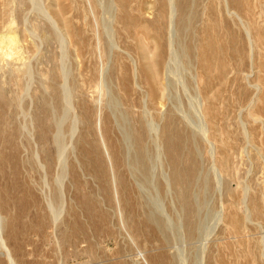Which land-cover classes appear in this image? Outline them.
<instances>
[{
  "label": "rangeland",
  "instance_id": "obj_1",
  "mask_svg": "<svg viewBox=\"0 0 264 264\" xmlns=\"http://www.w3.org/2000/svg\"><path fill=\"white\" fill-rule=\"evenodd\" d=\"M55 1L56 0H0V7L2 3V7L0 8V35H2L1 38L5 41L6 39H8L5 35H7L8 32H13V39L18 42L17 44L19 45L22 54V59L9 64L10 67L8 66L6 68L4 67L0 69V88L3 92L1 95L2 97H0V136H2V138L0 137V148L3 149L6 153H11L15 144H18L19 148L18 155L16 157V163H18L17 167L19 171L18 174L14 171H11L12 167L10 162H7L5 166L6 172H4V174L5 177H7L6 182L8 183V185L13 186V189L11 190L13 193L14 201L8 207L10 208L9 212H7L8 210H5L0 206V258L3 259L4 264H106L111 261L118 264L122 262H124L125 264H146L144 260L140 258L139 254L142 253L145 259L151 264L150 256L160 251L156 250L158 246V239L156 237H151V235H149L148 231L146 230L144 233V237L146 238L145 241H143V238L141 239V237L136 238L129 230V228H127L128 226L122 224V222L119 221L120 216L117 211V203L114 199L112 191L113 183L110 179L112 168L110 167V160L106 156V153H108L109 151L108 145H106L108 151H106V147H104L102 144L99 145L101 147V157L94 158L89 154H86V152L83 153V156L85 158L83 157L82 159L81 157V149L80 147L78 148L76 144V140L83 131V126H80L81 122L78 123L79 119L77 121V115H79L80 111L78 102L79 99L81 100L82 98L81 102H83L84 105L89 108L90 124H93V129L90 130L93 135L86 136L85 140L87 141L88 139H93L100 144V142L102 143L101 139H105L106 142V122H104L103 119L105 115L109 116L110 123L108 125L110 126V134L112 135L113 133L112 136H114L115 139L118 137L117 139H119L123 145L125 155L134 150L130 133L126 132L129 131V126L131 125L130 121H134L135 119L137 120L140 117L142 118L143 116V123L146 125V128H148L149 126L148 129H150H147L148 140L146 139L145 143L148 150L151 152V155L149 157L150 161L148 160V163L149 168L153 171L154 174L152 179L153 182H150V186L146 185L145 183L142 184V180L140 178L137 179L135 174L134 178H132L131 176V180H133L132 182L133 184L135 183V186L139 183V186L137 185L136 187L139 188L138 190L139 193L141 192L140 194L143 193L142 195L144 201L147 202V205H151L148 206L152 211L162 214L165 220L167 217H169L166 220V227L168 231L171 227V231L169 232L171 234L173 232H176L177 230H179L177 226L179 221L178 219L176 220V218H173L176 213L174 211V209L176 210V206L174 205V193L171 189L172 187L170 186V181L168 179L170 175V167L169 165H167V161L163 153L164 146L159 139V133L165 132L164 122L167 119V115L170 111L174 113V116L177 119L176 121H178L179 124L188 125L189 123H191L188 126L192 130L199 131L201 126L204 125L203 120H205V118L203 117V113H201L203 108L202 106H204L203 104L205 103L203 98L204 94H202L199 90V79L196 78V68L194 67V61L191 60L193 59V57H190L187 54L184 55L181 48L183 45H185L184 42L193 44L194 41H189V36H186L185 38L184 34H180L177 31L176 27H174L176 25V20L178 17L176 0H168L169 12L171 13L168 14V16H165L163 18V21L165 20L169 27L175 23L174 25H172L173 34L171 33V31L169 32V28L168 32L172 35L167 34L168 38L169 36L171 37L169 38L171 39V42L169 40L168 45L170 42V46L172 47L170 48V50V46H168L167 48V51L169 50V52H167L166 56V69L164 75L166 76L165 81L167 85L165 94L168 92V95L166 94V96H164V98L161 100L163 101L162 103H152L148 98V94H146L147 86H145V81L140 77V75H138V67H140V56L139 53L136 52V49L134 47V40L131 36H127V33L119 29L120 23L117 20V17L119 15V8L118 6H116V1L97 0L96 4H101H97L96 9L91 3L92 0ZM131 1L132 6H136V4L142 2L140 4L145 7V10L143 11H146L143 18H145L146 20L150 19L148 21H151V17L152 19H154V17L156 16V3L154 6L152 2L154 0ZM194 1V11L200 13V17L196 20L198 21V24L196 23V21L195 24L193 23V27L196 26L194 27V30H196L197 28V31H199L200 27H202V25H204L206 21L205 18L209 19V17L211 16V20L216 19L219 12L218 17H220L219 15L223 14V16L221 15L223 19L221 17L220 18L223 20L224 25L226 23V26L228 25L227 27L223 26L222 28H220L221 36L225 37L224 31H227L235 36L237 35L236 37L238 39V44L244 43L245 46H247L245 47L247 55L245 53L241 55L239 53V55H236L234 52H232V54H226V61L229 62L227 65H230L231 68H226L227 70H225V72H229L227 75L232 78L234 77L235 73L237 79H234L235 81L230 80L234 81L232 91H225V93L223 92L222 97L228 98L227 100L231 99L233 103L232 105H235H230L232 107L228 112V114L230 113L229 126L232 129H238L241 131H244V128H247V145L245 144L243 148H238L232 159L230 160L231 168H233L235 174L234 179H231L230 187L238 191L233 192V194L231 195L232 198L231 196H229L230 200L228 199V197L226 198V196H223L222 185L224 184L225 180L220 174L216 163L214 162V157L210 158L212 155L211 149L214 148V146H212V144L208 140H206L205 143L203 142L204 146L206 145L207 147L202 151V153L205 152L202 154V171L203 173H210L212 177L215 175L213 179L217 181L213 180V182L216 185L217 189H213V191H211V193L208 195L205 206L201 211V217L205 212L202 217V226H205V228L207 229L204 230L202 228V231H208L210 224H212L211 228L213 227V225H215L216 227L213 231L214 234L212 233L211 235V237H214L221 230V228L223 229L227 227V225L225 226V219L222 220V214L224 216V213H227L229 211H226L225 208L227 206H225V204L229 206V209L230 207L237 206L236 208L239 210V214L243 215L246 218L245 224L248 232L246 233V235L248 236L247 241L249 242H247V251H254L256 250L254 248L258 247L259 249L256 250L258 253H254L257 255L258 263L264 264V215H256L255 211H253L248 204V197L247 203L245 200L246 195L251 196L256 192L258 194H264V123L262 121L264 119L261 118L260 122L258 121L259 118H254L251 115L255 110H264L262 108L264 106V38H262V43L260 42L259 45H257L258 49H256L253 43L254 39H252L251 37V35L254 34L255 30H257L256 28H258L260 34H264V15L263 18L258 13L253 16H249L247 13L248 9L247 12L243 11V13H238L232 8L229 0H225V2L223 0ZM261 1L264 3V0ZM59 3L65 4L68 9L70 7L69 12L67 9L68 14L66 13V16L71 19L75 17L72 19L73 24H75V26L77 25L76 27L78 29L80 28L83 37L85 35V37L83 38L85 44V48L83 51L77 50V45L74 43L76 39L71 37L69 38V36L65 33L62 25L54 21L55 19L52 12L58 7L57 5ZM224 3H226L225 6L227 5V7L223 5ZM258 4L259 2L255 3L256 6ZM75 6L78 8H76ZM222 8L226 10H223ZM253 8L254 6L252 1V9ZM202 14H204V17ZM201 15L203 20L201 18ZM244 16H247V22H254V24L256 23L254 27L255 29L251 31V34L249 33L250 31L248 30V28V33L247 31H244L245 33H243V31L240 30H246V28L244 27ZM86 19L88 20L87 22ZM170 21L172 22V24H169L171 23ZM75 22H78L79 24ZM259 28H262V32ZM177 35H179V37ZM247 38L249 39V41ZM239 39L241 41H239ZM88 43L90 48H86ZM248 44H250V47ZM193 45L198 46V44L196 45L195 43ZM251 46L253 48H251ZM197 53L199 54L198 50ZM185 56L188 58H186ZM178 59L180 61H178ZM187 61L188 63L186 65L185 62ZM233 66L236 68L238 66V68L236 69ZM26 68L28 69V71L25 70ZM60 72H63L61 73L62 76ZM215 72H213V74ZM24 74H26V76ZM170 75L172 77V80L169 77ZM73 77H75V80L79 82L78 84H80V86L77 87L80 96L79 94H77V91L72 92L71 82L73 81ZM124 77L129 78L128 86H124L123 82L121 81L124 79ZM132 78H134V80ZM213 82L214 87L217 88V93V90L219 88H222L220 85L221 83H219L220 81L218 82L215 80ZM221 82L223 83L224 81ZM62 87L64 90L62 89ZM117 87H120L119 90L123 91V94L118 90ZM60 92H62V95ZM232 92L234 97L230 96L232 94H229ZM65 93H69L70 96H66ZM212 93L213 91L209 92V95L212 96ZM58 94L59 98L61 97L60 100L62 99V97L64 99L63 105L60 106V109L55 110L53 113L54 124L56 128L55 131L58 138L56 150L57 156L52 169L48 170L42 163L43 159L40 155L41 153L36 137V131L34 129L32 116L34 109L37 106L38 99H43L47 102L55 103L54 105L56 106ZM258 99H260L261 101H259ZM237 102L239 103L237 104ZM68 104L70 105L68 106ZM161 104H163V106ZM157 105L161 107V110ZM222 105L223 108L225 106H229L226 104ZM158 110H160L159 118ZM127 112H129V116L125 115L127 114ZM133 112L135 115L133 114ZM193 112H195V114H193ZM246 113L247 122L246 124H243L244 119L241 118H245ZM55 114L59 115L60 117L57 116L56 118ZM61 114L63 115L61 116ZM116 116L119 120L118 123ZM196 116L198 119L196 118ZM96 120L98 121V124H96V127L94 128ZM149 123H152L151 128H153V130L150 128ZM244 125L246 127H244ZM67 127L69 128V130ZM118 128L120 130H118ZM249 130H252V132H250ZM149 131L151 132L149 133ZM121 138L123 141L121 140ZM252 139L255 140L256 144L252 141ZM152 140H154V142ZM156 145L159 147H157ZM125 147L127 148V150ZM61 150H63V152H61ZM161 150L163 152H161ZM206 150L210 155L206 153ZM34 156H36L37 158H34ZM151 156L153 157V159ZM156 158L159 159L156 160ZM31 159L34 162L35 159H37L38 162L34 164ZM88 160H91V162L97 160V163H101L103 166L102 171L107 174L102 176L100 167H94V164ZM82 161H86V163L83 164ZM79 162L81 164H79ZM88 162L90 163L86 165ZM150 164L152 166H150ZM30 165H32L34 170H30ZM72 165L74 166V170L77 175L76 181L73 179V175L71 174L70 168H72ZM65 169L68 170L66 171ZM64 171H66L67 173H64ZM166 171L168 172V174H166ZM212 172H214L215 174ZM129 173L131 172L129 171ZM163 173H165V175ZM1 175L2 173L0 172V178ZM20 175L21 177H19ZM55 178L57 179V181ZM222 178L224 181L222 180ZM32 179L35 183L34 186L36 200L38 201L39 205L41 204L40 208L38 207V205L36 207L34 206L33 200L26 196L22 188L23 181H31ZM163 179L167 181V184H169L168 186L166 185L167 187H169L168 190L167 188H165L166 183H164L165 181ZM154 180L156 182H154ZM216 182L218 185L216 184ZM237 182L241 184V187H245L243 190H241L240 188V191L242 193L239 191ZM42 183H44L43 186ZM216 187L214 186V188ZM55 189L58 192V197L56 198L53 194ZM244 190L245 193L243 192ZM236 192L242 195L239 199V202L238 200L236 202H234L233 200L231 201V199H236L235 197L233 198V195ZM212 193L214 194L212 195ZM51 194H53L52 197ZM58 198L59 202L57 201ZM169 198H173L172 201H170L171 199ZM55 201L57 202V204ZM151 202L152 204L154 203V207L152 206ZM19 203L22 204L23 211L19 210ZM46 204H48V206ZM23 205L25 208L23 207ZM173 205L175 207H173ZM263 207L264 203L262 204V208ZM48 208L50 209V211L48 210ZM162 210L165 213L162 212ZM249 211H251V213ZM19 212H22L21 216H18ZM50 212L52 215L50 214ZM9 214L15 217V219L20 217L19 222L15 225V229L18 232L15 243L11 242L7 237ZM211 219L215 220L213 221L214 224L212 223ZM218 219H220L222 222H217ZM168 224L170 227L168 226ZM207 225L208 227H206ZM75 229H78L79 235L77 237H73V239H69L67 237V240H65L66 236L72 234ZM216 230L219 231L217 232ZM64 232H66L67 235L64 236ZM229 235H233L234 238L233 236L230 237ZM172 236L173 237L170 238V242L168 244H165V248L167 250L164 249V251L166 253H169L170 256L173 255V253L175 256L179 255V259L182 263L185 260V264L187 263V259L189 258L188 264H191L192 262L190 260V256L196 253V248L198 250L200 247L202 248L201 244L204 243V240L201 241L200 238L196 239V241L193 240L192 242L195 241L194 243H187L188 241H186L182 237V235L178 234L177 236ZM235 236V233L228 231V233L223 236L228 237L226 238L227 240L225 238H221L219 244H216V242L214 243L215 246L218 245L219 252L221 253V257H223V259L225 260V264H241V261H243V256L240 254V252L243 250L241 248L243 247H241L242 245L240 242H235L237 241L235 239ZM249 238L251 239V241ZM230 241H232V243ZM199 242H201V244H198ZM224 242H226L227 244H234L235 247L234 245L232 246L233 250H237L238 253L234 250L235 252L231 251V253L233 252L232 256H229L228 252L230 251H228V248L231 245H227ZM252 242L254 243L252 244ZM221 244L223 245L219 246ZM255 244L258 246L254 247ZM232 247H230V250L232 249ZM176 250L178 252L180 250L181 251L178 254ZM259 251L261 252L263 257H261ZM232 257L234 259H232ZM182 258L185 259L182 260ZM198 263L199 259H196L195 264Z\"/></svg>",
  "mask_w": 264,
  "mask_h": 264
},
{
  "label": "bare ground",
  "instance_id": "obj_2",
  "mask_svg": "<svg viewBox=\"0 0 264 264\" xmlns=\"http://www.w3.org/2000/svg\"><path fill=\"white\" fill-rule=\"evenodd\" d=\"M100 1H98V2H100ZM115 1L117 3L116 6H118V8H119V15L117 17V20L120 23L119 29L124 31L125 33H127L126 34L127 36H131L133 38L134 47L136 49V52L139 53V56H140V61H139L140 62V67H138V69H139L138 75H140V77L142 79H144V81H145V84H146L145 86H147V93L146 94H148V98H149V100L152 103H158V104L162 103L163 101H161V100L164 98V96H166V94L168 95V92L165 94L167 85H166V81H165L166 80V78H165L166 76H164L165 75V69H166L167 52H169L170 48H172L170 46L171 39H169L171 37L169 36V38H168V35H172L173 34L172 25L175 24V23L172 24V22L170 21L171 23H169V24H172L170 26L171 27L170 28L169 25L166 23V21L165 20L163 21V18L165 16H168V14L171 13V12H169L168 0H154V1H152L154 6H155V3H156V6H155L156 7V16L154 17V19H152V17H151V21H148L150 19L146 20L145 18H143V16H144L146 11L145 12L143 11V10H145V7L140 4L142 2H139V4H136V6H134V5L132 6L131 5V2H132L131 0H115ZM223 1L225 2V0H223ZM252 1H253V6H254L253 9H252ZM252 1L251 0H229V3L231 4L232 8L234 10H236L238 13H240V12L243 13V11L247 12V9H248L247 13H248L249 16H253L256 13H258L263 18V15H264V3L261 0H252ZM96 2H97V0L96 1L92 0V2H91L95 9L97 8V4H98V3L96 4ZM194 2H195L194 0H176V6H177L176 9L178 11V15H177L178 17H177V20H176V25L174 27H176L177 31L180 34H182V35L184 34L185 38H186V36H189L190 37L189 41H191V42L194 41V43L196 45L198 44V46H195V45H193L194 43L193 44L192 43L188 44L187 42H184L185 45H183L181 48H182V51H183L184 55L187 54L188 56L193 57V59H191V60L194 61V67L196 68V78L199 79V84H200L199 85V90H200V92L202 94H204L203 98H204V102L205 103L203 104L204 106H202L203 108H202V112H201V113H203V117L205 118V120H203L204 121V123H203L204 125L201 126L199 131L198 130H196V131L192 130L188 126L191 123H189L188 125L179 124L178 121H176L177 119L174 116V113H172V111H170L168 113V115H167V119L164 122V126H165L164 130H165V132H163V133L160 132L159 133V139L163 143V146H164V152L162 150H161V152L164 153L165 159L167 161V165H169V167H170V170H169L170 175H169L168 179L170 181V186L172 187L171 189H172V191L174 193V195L173 194L172 195L174 196V200H175L174 201V203H175L174 205L176 206V210L174 209V211L176 213H175L173 218H176V220L178 219L179 223H178L177 226H178L179 230L176 229L177 231L173 232L171 234L169 232V231H171L170 230L171 227L168 224V226L170 227L169 231H168V229L166 227V224H167L166 220L169 217H167V218L165 217L166 218V220H165L162 214H160L158 212H155V211H152L150 209V207H149L151 205L148 204L149 205L148 206L146 204L147 202L144 201V198H143V195H142L143 193L140 194L141 192L139 193V190H138L139 188L136 187L137 185L139 186V183L135 186L134 185L135 183L133 184V182H132L133 180H131V176H132V178H134V174H135L137 179L140 178L142 180V182H143L142 184L145 183L146 185L150 186V182L152 181L153 176H154L153 171L149 168V163H148V160H149V157L151 155V152L148 150L147 145L145 143L146 139L148 137L147 129L149 128V126L147 125L148 128H146V125L143 123V120H144L143 116H142L143 119L140 117L137 120L135 119L134 121L133 120L130 121L131 125L129 126V131H126V132L130 133V136L132 138L131 140L133 141L132 146H133L134 150L132 152H129L127 155H125V152H124V149H123V145L120 142V140L117 139L118 137L115 139L114 136H112L113 133H112V135L110 134V130H109L110 126L108 125L110 123V120H109L110 117L109 116L105 115V117L103 119L104 122H106V130H105L106 142H105V139H101L102 143L100 142V144L97 141H94L93 139H90V140L88 139L87 141L85 140L86 136L93 135V133L90 132V130L93 129V126H92L93 124H90V110H89V108L87 106H85L83 102H81L82 98L80 97L81 98V100H80L79 97H78V99H79L78 105L80 107V111H79V115H77L78 116L77 121L79 119L78 123L81 122L80 126H83V131L79 135L78 139L76 140V144H77L78 148L80 147V149H81L80 151L82 152V156H81L82 159L84 157L83 156L84 152H86V154H89L91 157H94V158L101 157V150H100L101 147L99 145L102 144L104 147H106V151H108L107 146H106V145H108L109 151H108V153H106V156L110 160L109 163H110V167L112 168V172L110 173V179L112 180V183H113V190L112 191H113L114 199H115V201L117 203V209H118L117 211H118L119 216H120V220L119 221H121L122 224L128 226L127 228H129V230L133 233V235L136 238L141 237V239L143 238V241H145L146 238L144 237V233H145V230H146V231H148L149 235H151V237H156L158 239L157 240L158 241L157 248H159V249L156 248V250H160V251H158L154 255L150 256L151 264H181L182 263L181 260L179 259V255L178 256L176 255L177 256L176 257L174 255V253H173V255L170 256L169 253H166L164 251V249H166L165 248L166 247L165 244H168L170 242V238L173 237L172 235H174V236L176 235L177 236L178 234L182 235V237L186 241H188L187 243H189V242L191 243L193 240L196 241V239H200V238H201L200 239L201 241L204 240V243H202V244H201V242L198 243V244L202 245V248L200 247L199 250L196 248V253L194 255L190 256L191 257L190 260L192 262L191 264H193V262L195 264V260L196 259H199V263L198 264H225V260L223 259V257H221V253L219 252L218 245L215 246L214 243L216 242V244L217 243L219 244V241H220L221 238L222 239L223 238H225V239L228 238V237H223L226 233H228V231L235 233V235H236L235 239L237 240L235 242L236 243L240 242L241 245H242L241 247H243V248H241L243 250L240 252V254L243 256L242 257L243 261H241L242 262L241 264H259L258 261H257V255L255 254L257 252L256 250L259 249L258 247H256L258 245L255 244L254 247H256V248L253 247L256 250H254V251L248 250L247 251V249H248V247H247L248 245L247 244L249 242L247 241V237L248 236L246 235V233H248L247 232V227H246V224H245V219L246 218L243 215L239 214V210L236 208L237 206L236 207H234V206L230 207V209H229V206L227 204H225V206H227L225 208L226 211L227 210H229V211L227 213H224V216L222 214V220L225 219V222H226L225 226L227 225V227L223 228V229L221 228L220 231L218 230L219 232L216 230L218 233L214 237H211V235H212V233L214 231V228L216 227L215 225H213V227L211 228L212 224H210L208 231H206V232L202 231L203 229L205 230L206 228H205V226H202V217L205 214V212H204V214L201 217V214H202L201 211H202V209L205 206V202H206V199H207L208 195L211 193V191H213V189H217L216 185L213 182V180H214L213 177L215 176L214 175L215 173L212 172V173H214L213 174L214 176L212 177V175L210 173L209 174L208 173H203V171H202V165H203L202 164V161H203L202 160V154L205 153V152L202 153V151L204 150V148L207 147L206 145L204 146V143L206 142V140L210 141L212 146H214V148L211 149V154L212 155H211L210 158L214 157V162L216 163L220 174L222 175V177L225 180L224 184L222 183L223 184L222 185L223 186V196L224 197L226 196V198L228 197V199H229V196H231L234 191H238V190H235L234 188L230 187L231 179H234V176H235L234 170H233V168H231V165H230V162H231L230 160L232 159L233 155L235 154V152H236V150L238 148H240V147L243 148L245 146V144L247 145V128H244V131L243 130L241 131V130H238V129H232L229 126V120H230V118H229L230 115L229 114L230 113L228 114V112H229L230 108L232 106H235V105H232L233 103H232L231 99L227 100L228 98L224 97L225 98L224 99L222 97H223V92L225 93V91H232L233 82L235 81L234 79H237L235 73H234V77L232 78V77H229L227 75L229 72L228 73H227V71L225 72V70H227L226 68H229V69L231 68L230 65H227L229 62L226 61V54H232V52H234L236 55H239V53H240V55L243 54V53L246 54V48L245 47H247V46H245L244 43H239L238 44V42H237L238 39L236 37L237 35L235 36L232 33L224 31L225 29L223 30L225 32V35H224L225 37L221 36L220 28H222L223 26L227 27L228 25L226 26L227 23L224 25V22L222 20L223 19L222 18L223 14H221L222 16L219 15L222 19L220 17H218L219 12L217 14V18L216 19H212L211 20V18H210L211 16L209 17V19L205 18L206 21H205V23L203 22L204 25H202V27H200V29L198 28L199 31H197V28H196V30H194V27H196V26L193 27V23L195 24V21L200 17V13L194 11L195 10ZM257 2H259V4L256 6L255 3H257ZM147 3H146V5H147ZM99 4H101V3H99ZM220 4H222V3H220ZM225 4L226 3H224L223 5L225 6ZM57 6L58 7L52 12L53 13V17L55 19L54 21L58 22L60 25H62V27L65 30V33L69 36V38L71 37V38L76 39L74 43L77 45V50L78 51H83L84 48H85V44H84V41H83V38L85 37V35L83 37V35L81 34L82 31L80 30V28L78 29L76 27L77 25L75 26V24H73L72 19L75 18V17H73L71 19V18L66 16L68 14L67 13V9L68 8H67V6L65 4H62V3L60 4L59 3ZM258 6H259V8H258ZM1 7H2V3H1ZM195 7H197V6H195ZM225 7H227V5ZM76 8H78V7H76ZM69 9H70V7H69ZM69 9H68V12H69ZM230 9H231V7H230ZM223 10H226V9H223ZM83 11H84V9H83ZM213 11H214V9H213ZM116 12H117V10H116ZM84 13H85V11H84ZM202 15L204 17V14H202ZM202 15H201V18H202ZM240 16H238V17H240ZM244 17H245L244 27L246 28V30H242V29H240V30L243 31V33H245L244 31H247V33H248V30H249L250 31L249 33L251 34V31L253 29H255L254 27H255L256 23L254 24V22L253 23L252 22H247V16H244ZM202 20H203V18H202ZM87 21L88 20L86 19V22ZM197 22L198 21H196V23ZM75 23H78V22H75ZM119 23H118V25H119ZM239 26H240V23H239ZM241 26H242V24H241ZM259 27H261V26H259ZM168 28H169V32L171 31L172 34H169ZM247 28H248V30H247ZM256 29L257 30H255V32L253 31L254 34L251 35V37H252V39H254L253 43H254L255 48L258 49L257 45H259L260 42L262 43L261 40H262V38H264L263 37L264 34L261 33L262 34L261 35L259 30H258V28H256ZM90 30H91V28H90ZM260 30L262 32V28ZM8 31H9V29H8ZM8 31H6V32H8ZM1 34H2V32H1ZM4 35H5V33H4ZM175 35H176V33H175ZM179 35H177V36L179 37ZM241 35H243V34H241ZM5 36L8 39H6L4 41L1 38L2 35H0V69L4 68V67L6 68V67L9 66V64H12V63L22 59L21 58L22 54H21V51H20L21 49H20L19 45L17 44L18 42L13 39V32H8L7 35H5ZM246 37H245V40H246ZM202 39H203V41H202ZM240 39H239V41H241ZM169 40H170V42H169V45H168V41ZM248 41H249V39H248ZM263 41H264V39H263ZM174 45H176V44H174ZM248 45L250 47V44H248ZM168 46H170V47H169V50L167 51ZM87 47H89V43L86 46V48ZM178 47H179V45H178ZM251 48H253V47L251 46ZM197 50H198L199 54L197 53ZM73 52H74V50H73ZM186 58H188V57H186ZM138 60H139V58H138ZM178 61H180V60L178 59ZM187 63H188V61L185 62L186 65H187ZM191 63H192V61H191ZM22 64H23V62H22ZM236 64H237V62H236ZM115 65H116V63H115ZM12 67H14V66H12ZM29 67H30V65H29ZM186 67H188V66H186ZM27 68L25 69L26 71H28ZM234 68H236V67H234ZM237 68H238V66H237ZM118 69H119V67H118ZM184 69H186V68H184ZM215 70H216V72H215ZM60 71H61V69H60ZM213 72H215V73L213 74ZM61 73H63V72H60V74ZM26 74H28V73H26ZM26 74H24V75L26 76ZM231 75H233V74H231ZM61 76H62V74H61ZM63 76H64V74H63ZM125 76H127V75H125ZM31 77H30V79H31ZM169 77L172 80L171 75ZM75 79L76 78L73 77V81L71 82V85H72L71 89H72V92L73 91H75V92L77 91L78 92L77 94H79V91H78L77 87H79L80 84H78L79 82H77ZM132 79L134 80V78H132ZM133 80H132V82H133ZM214 80L218 81V82L220 81L219 83H221L220 85L222 87V88H219L217 90V93H216V89L217 88L214 87V82H213ZM230 80H234V81H230ZM26 81H25V83H26ZM121 81L123 82L124 86H128L129 78H125L124 77V79L121 80ZM221 81H224V82L222 83ZM263 81H264V74H263ZM263 81H262V83H263ZM196 84H197V82H196ZM223 87H224V89H223ZM119 88H118V90H119ZM62 89H63V87H62ZM222 89H223V91H222ZM63 90H62V92H63ZM119 91H121V90H119ZM211 91H213L212 96L209 95V92H211ZM221 91H222V93H221ZM62 92H60L61 95H62ZM2 93L3 92H2V90L0 88V97H2L1 96ZM121 93L123 94V91H121ZM71 94H73V93H71ZM229 94H232L230 96L234 97L233 92L229 93ZM68 95H69V93L66 94V96H68ZM79 96H80V94H79ZM60 98H59V94H58V99H57L56 106L54 105L55 103L47 102L46 100H43V99H40V100L38 99L37 106L35 107L34 112H33V116H32L33 123H34V129L36 131V137H37V140H38L39 149H40V153H41L40 155H41V158L43 159L42 163H43L44 167L46 169H48V170L52 169V167L54 165V162L56 160V156H57L56 150H57L58 138H57L56 131H55L56 128H55V124H54L53 113H54L55 110H59L60 106L63 105V99L64 98L62 97L61 100H60ZM67 99H68V97H67ZM18 100H19V98H18ZM258 100L261 101L260 99H258ZM129 101H130V98H129ZM108 102H110V101H108ZM239 102H237V104ZM8 103H10V102H8ZM67 103H68V101H67ZM112 103H114V102H112ZM222 104H226V105H229V106L232 105V106H230V107L229 106H225L223 108ZM237 104H236V106H237ZM69 105L70 104H68V106ZM161 105L163 106V104H161ZM17 106H20V105H17ZM52 107H53L54 110L52 109ZM159 108L161 110V107H159ZM262 108L264 109V106ZM110 109H113V108H110ZM160 110H158L159 111L158 112V118H159V115H160L159 114ZM113 111H115V110H113ZM116 112H115V114H116ZM63 114H61V116ZM133 114H134V112H133ZM193 114H195V112H193ZM125 115L129 116V112H127V114H125ZM245 115H246L245 118H241V119L245 120V121L243 120V124H246V122H247V113ZM251 115L254 118H257V119L259 118L258 121L261 122L260 119L261 118L264 119V110H258V111L255 110L254 112H252ZM57 116L60 117L59 115H56V118H57ZM97 116H99V115H97ZM201 116H202V114H201ZM111 117H112V115H111ZM151 117H149V118H151ZM196 118H197V116H196ZM112 119H113V117H112ZM116 119H117V116H116ZM118 121L119 120L117 119V123H118ZM253 121H255V120H253ZM262 121L264 123V120H262ZM96 124H98L97 120L95 121L94 128L96 127ZM151 124H150V128H151ZM104 127H105V125H104ZM107 127H108V129H107ZM125 127H126V125H125ZM198 127H199V125H198ZM241 127H243V126H241ZM244 127H246V126L244 125ZM192 128H195V127H192ZM151 129L153 130V128H151ZM250 129H251V126H250ZM68 130H69V128H68ZM118 130H120V129L118 128ZM126 130H127V128H126ZM148 130H150V129H148ZM249 131L252 132V130H249ZM150 132L151 131H149V133ZM156 133H157V131H156ZM121 135H122V132H121ZM0 137L2 138V136H0ZM121 140H122V138H121ZM237 140H238V143H237ZM152 141L154 142V140H152ZM252 141L255 143L254 139H252ZM150 142H151V139H150ZM156 143H157V140H156ZM22 147H23V145H22ZM104 147H103V149H104ZM157 147H159V146H157ZM87 150H89V151H87ZM126 150H127V148H126ZM18 151H19L18 144H15V146L13 147V150H12L11 153H6L3 149L0 148V172L2 173L1 178H0V206L3 209L8 210L7 212H9V210H10V208H8V207L14 201V197H13V193H12V190H11V189H13V186L8 185V183L6 182L7 177H5V174H4V172H6L5 171V166H6L7 162H10L11 167H12L11 171H14L15 173L18 174V172H19L18 171V167H17L18 163H16V157L18 155ZM61 152H63V150H61ZM206 153L208 155H210L207 152V150H206ZM61 155H62V153H61ZM34 158H37V157L34 156ZM159 158H156V160L159 159ZM152 159H153V157H152ZM29 160H30V158H29ZM22 161H24V160H22ZM88 161L91 162V160H88ZM158 161H160V160H158ZM36 162H38L37 159H35V162L33 161L34 164H36ZM90 162H88L86 165H88ZM128 162H130L131 164L128 163ZM85 163H86V161L83 162V164H85ZM91 163H93L94 167H96V168L100 167L102 176L107 174V173H104L102 171V167L103 166H102L101 163L98 164L97 160H94ZM79 164H81V163L79 162ZM150 166H152V165L150 164ZM232 167H234V166H232ZM23 168H24V166H23ZM55 168H56V166H55ZM30 170H34L32 165H30ZM70 170H71V174L73 175V179L76 181L77 175L75 173L73 165H72V168H70ZM128 170L131 173H129ZM23 171H25V170H23ZM66 171H64V173ZM113 174H114V178H113ZM159 174H160V172H159ZM163 174L165 175V173H163ZM166 174H168V172ZM57 175H58V173H57ZM158 176H160V175H158ZM19 177H21V175ZM223 178H222V180H223ZM134 180H136V179H134ZM155 180H154V182L157 181V180L156 181ZM56 181H57V179H56ZM214 181H217V180H214ZM44 183H42V186H43ZM164 183H166L165 184V188H167V190H168L169 187H167V186L169 184H167V181H165ZM237 183H238L239 191H240V188H241V190H243L245 188V187H241V184L239 182H237ZM38 184H39V182H38ZM216 184H217V182H216ZM244 184H246V183H244ZM34 185H35V183L33 182V179L31 181L30 180H25V182L23 181L22 188H23L26 196H28L30 199L33 200L34 206L36 207L38 205V207L40 208L41 204L39 205L38 201L36 200L35 186ZM214 186L216 188H214ZM158 187H156V188H158ZM140 188H141V186H140ZM157 191H158V189H157ZM243 192L245 193V190ZM53 194H54L55 198L58 197V192H57L56 189L54 190ZM53 194H51V197H52ZM213 194L214 193H212V195ZM241 196L242 195L240 193L236 192L233 195V198L235 197L236 199H231V201L233 200L234 202H236L238 200V202H239V199H240ZM247 197L249 199L248 204L252 208V210L255 211L256 215H260V216L264 215V211H263L264 207L262 208V204L264 203V194L263 193H261V194L259 193L258 194L256 192V193H253L251 196H247L246 195V197H245L246 203H247ZM231 198H232V196H231ZM169 199H171V198H169ZM172 199L170 201H172ZM58 200H59V198L57 199V201ZM56 204H57V202H56ZM151 204H152V202H151ZM153 204H152V206H153ZM46 205L48 206V204H46ZM174 205H173V207H175ZM19 207H20L19 210L23 211L22 204L19 203ZM23 207H24V205H23ZM225 209H223V210H225ZM48 210L50 211L49 208H48ZM251 211H249V212L251 213ZM162 212H164V211L162 210ZM47 214H48V211H47ZM50 214H51V212H50ZM21 215H22V212H19L18 216H21ZM48 216H50V215H48ZM19 218L15 219V217H13V216H11L9 214V221H8L9 223H8L7 237L13 243H15V241L17 239V233L18 232L15 229V225L19 222ZM220 219H218L217 222H219V221L222 222ZM204 221H205V219H204ZM211 221L213 223V221H215V220L211 219ZM101 222H102V220H101ZM206 227H208V225ZM65 235H67L66 232H64V236ZM78 235H79L78 234V229H75L72 232V234H69V235L66 236L65 240H67V237L69 239H73V237H77ZM244 235H246V236H244ZM232 236H230V237H232ZM233 238H234V236H233ZM124 239H126V238H124ZM250 241H251V239H250ZM256 241H257V239H256ZM68 242H69V240H68ZM194 242H192V243H194ZM230 242L232 243V241H230ZM224 243H226V242H224ZM231 243H228V244L226 243V244L227 245H231L230 247H232L234 244L232 245ZM253 243L254 242H252V244ZM222 245L223 244H221L219 246H222ZM230 247L229 248L226 247V248H228V251H230V252L227 251L229 253V256H232L233 252L231 253V251H234L235 249L233 250V247H232V249L230 250ZM234 247H235V245H234ZM128 248H130V247H128ZM135 249H137V248H135ZM235 251L237 252V250H235ZM179 252H178V254H179ZM117 255H118V253H117ZM139 255H140V258H142L146 264H150L145 259V257L142 255V253H140ZM223 255H225V254H223ZM260 255H261V257H263L261 252H260ZM235 257H236V255H235ZM184 259L182 258V260H184ZM232 259H234V258L232 257ZM188 261H189V258L187 259V263L186 264H188ZM0 264H4V261L1 258H0ZM106 264H118V263H114V262L111 261V262H108ZM120 264H125V263L122 262ZM182 264H185V260L183 261ZM238 264H240V263H238Z\"/></svg>",
  "mask_w": 264,
  "mask_h": 264
}]
</instances>
